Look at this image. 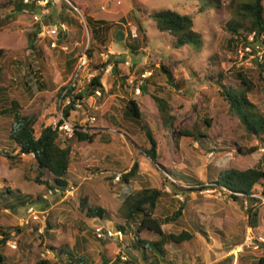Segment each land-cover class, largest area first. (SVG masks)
I'll list each match as a JSON object with an SVG mask.
<instances>
[{
  "label": "rangeland",
  "instance_id": "obj_1",
  "mask_svg": "<svg viewBox=\"0 0 264 264\" xmlns=\"http://www.w3.org/2000/svg\"><path fill=\"white\" fill-rule=\"evenodd\" d=\"M76 1L82 4L80 11L84 17L107 21V26L97 25L101 33L95 29V33L101 35L100 39L93 36L92 26L87 27V30L82 28L80 15L75 8H71L69 0H48L47 16L41 22L34 20L35 12L13 15L2 21L0 49H3L4 56L0 58V64L4 65V70L0 84L7 86L9 92L0 96V110L8 107L11 99L16 97L24 114H33L42 120L51 116V121L56 116L54 111L59 107L58 90L70 81L73 73V70L67 69L69 66L66 61L70 56L77 60L90 41L95 45L101 43V46L111 41L109 45L115 51L103 49L99 53L98 48L94 47V61L99 63L110 59L104 73L112 74L116 65L125 80L121 89L124 93H121L119 100L114 101V105H118L117 109H109V113L116 119L114 123L108 117H103L102 109L97 108L101 104L98 100L94 102L97 107L85 103L79 113L71 112V118L79 127L97 133L93 142L58 136V142L71 147L68 181L69 187H74L73 195L60 192L49 195L47 200L38 201L41 220H31L28 226H21L22 219L27 217V206L7 211L0 200V226L10 230V233L17 231L13 241L18 245L17 249L8 245V241L2 245L3 254L8 256L4 264H36L42 259L68 264L67 257L60 256L58 259V253L49 250L48 244L52 241L48 236L40 238L48 223L52 225L49 232L57 236V245L70 246L77 238L75 256L85 255L93 264H104L102 256L107 250L116 255L120 247L130 256L127 249L132 245L135 224L132 221L127 223L121 217V203L132 188L140 189L146 185L168 193L158 205V217H170L173 211L184 206L177 220L162 226L166 233L179 234L185 230L193 234L191 239L182 243L167 244L168 258L173 264H258L259 255L256 253L263 250L264 243L257 249L245 246L239 251L236 248L243 243L247 228L264 237V201H235L213 188L190 191L185 195L176 187L175 191L169 182L174 181L170 171L208 182V173L213 167L247 169L259 165L264 168V141L253 139L246 142L247 149L257 148L252 153L243 154L239 151L236 143L238 118L228 111L227 103L217 92L220 87L217 83L220 71L228 75L229 83L236 84L234 73L241 70L254 82L256 88L250 94V99L264 113V71L261 66H264V46L254 45L255 49L250 48L251 51H247L243 57L238 49L235 53L227 47L231 35L225 30L224 24L231 17L230 0H220V8L203 13L198 12L196 0ZM7 2L0 0L3 5L0 13L3 17L12 11L10 5L4 6ZM64 2L71 5L69 9H62ZM161 9L193 16L194 29L203 32L205 37L201 51L193 50L192 45L180 48L172 45V37L160 31L150 17L152 12ZM64 16L73 18L76 23L65 22L62 19ZM58 22H63L68 30L65 38L53 47L54 38L49 34L50 27ZM118 22L123 25L121 28ZM131 26L137 27L136 37L131 34ZM118 30L128 33L129 41L138 51L133 52L124 42L116 40ZM101 39L103 42H100ZM31 42L36 45L39 57L32 52ZM13 60L22 69L30 63L31 74L21 77L14 63L9 66ZM161 62L169 66L173 80L171 84L158 68ZM89 73L95 75L97 71L89 66ZM211 75H215L214 79ZM36 80L41 81L44 90L33 94V87L38 82ZM141 82L148 86V93L135 92ZM154 92L168 99L172 106L176 120L169 130L162 126L158 104L151 96ZM122 95L125 97L122 98ZM128 98H136L143 121L157 140V164L144 152L148 148V141L140 126L123 115L125 100ZM92 117L95 120H91ZM207 120H210L209 126L206 125ZM185 127L199 128L208 136L194 139L179 135V131ZM11 128L12 119L0 116V155H13L16 151L15 143L9 137ZM134 162L139 164L140 177L131 179L127 185L123 175ZM36 175L37 162L33 155H22L16 160L0 156V188L7 181H12L23 193L43 197L49 188L44 184H36L33 181ZM116 175H120V180L115 181ZM42 179L51 180V174L44 171ZM180 183L185 187L187 185L182 181ZM83 200L88 205L104 207L108 216L104 219L87 218L85 212L81 211ZM255 205L259 208V222L253 228L248 225L247 211L248 207ZM118 223H122L126 231L121 243L96 237L94 226L104 225L115 229ZM141 236L145 237L146 234L142 233Z\"/></svg>",
  "mask_w": 264,
  "mask_h": 264
},
{
  "label": "trees",
  "instance_id": "obj_2",
  "mask_svg": "<svg viewBox=\"0 0 264 264\" xmlns=\"http://www.w3.org/2000/svg\"><path fill=\"white\" fill-rule=\"evenodd\" d=\"M72 4L64 2L62 3V9L78 8L82 10V4L76 0H69ZM198 2L197 8L199 13H203L213 8H220V0H196ZM11 6V13L6 14L4 17L0 13V24L5 18H10L17 14H30L39 12L40 6L35 3V0L25 2L24 0H8L4 5ZM50 5V4H49ZM3 5L0 3V12ZM229 8L232 10L231 17L224 24L225 30L231 35L227 41V47L236 53L239 46H250L254 48V45L264 46V0H230ZM66 12V10H65ZM150 17L155 21L157 28L168 33L172 37V45L175 48H180L186 45H192L193 50L201 51L205 37L204 33L195 30L194 18L189 14H180L170 9H161L159 11L152 12ZM62 19L67 23H76L71 17L64 16ZM88 27H93V36L98 37L99 34L95 33V29L100 31L98 24H106L107 21L102 19H94L93 17H85ZM113 24V23H111ZM110 24V25H111ZM82 28L83 25L81 24ZM121 28V24H118ZM139 28V27H138ZM140 28L143 30L142 25ZM67 31H59L55 36L56 42H61L66 36ZM252 37V40L249 38ZM101 43L97 45L89 42L87 47V55L90 58L89 66L93 71L97 73L92 77L89 83H85L81 88L77 87L79 92L72 96V100L79 98L83 100L92 93L97 97L103 96L105 93L104 86L101 82L104 69L108 66L110 59L106 62L94 61V51L98 48V52L102 53L104 50L108 51V47ZM30 48L32 52L40 56L39 51L36 49V45L31 42ZM104 49V50H103ZM255 49V48H254ZM133 52L138 49L132 47ZM4 51L0 49V58H3ZM78 59V58H77ZM234 61V60H233ZM116 64H119L118 60H115ZM17 66V61H10ZM66 63L74 66L75 70L77 60L75 57L70 56ZM262 69L264 71V66ZM115 68H118L115 65ZM166 76L168 83H172V74L168 65L160 63L158 67ZM4 65L0 64V79ZM16 70L19 71L21 77L29 76L31 74L30 63L24 69L17 66ZM35 74H37L35 72ZM73 74V73H72ZM196 74V73H194ZM234 75L236 76L237 83L233 84L227 81L228 75L219 72V79L217 83L220 86L218 88V94L228 105V111L238 118L237 129V141L239 145V151L243 154H249L254 152L257 148L253 147L247 149L246 142L253 139H261L264 141V113L259 111L258 106L250 99V94L255 90V84L251 78H249L243 71L237 70ZM214 79L215 75H211ZM38 80H36L37 82ZM149 83V80L146 79ZM27 83L25 82V85ZM36 89L33 94L43 91L44 87L41 81H38ZM129 86L128 83L125 84ZM138 86V85H137ZM136 86V87H137ZM65 86L63 85L58 90L57 96L60 97ZM264 88V87H263ZM100 91L101 94L97 95L96 92ZM140 91L144 94L148 93V86L140 83ZM9 88L0 84V96L7 95ZM84 93V95H83ZM158 104V110L160 112V118L162 126L169 130L173 127L176 117L172 113V106L169 100L157 95L156 92L151 94ZM85 98V99H84ZM73 105H69L65 108L66 117L70 116V110ZM58 109L55 111V115L58 114ZM125 114L132 121L138 124L141 131L145 135L148 141V148L144 149L145 154L157 164L159 159V153L157 152V140L152 134L148 124L143 121V114L141 107L136 98H128L125 100ZM0 116L9 117L12 119V128L10 130L9 137L16 145L15 153H1L0 156L7 160H16L22 155L34 154V158L37 162V175L33 178L36 184L45 185L50 190H66L69 187L68 171L71 164V147L66 143L58 142V136L55 130L51 126L50 117L44 120L38 118L35 115H28L23 113V107L18 98L14 97L10 101V105L0 110ZM206 125H210V120L206 121ZM97 133L92 132L89 128L85 129L79 127L76 130L74 138L81 142L91 143L95 140ZM181 136H188L197 139L199 136H208L199 128H183L178 133ZM212 171L208 173V182H204L193 178L189 175H184L178 171H170L174 181L169 182L170 186L175 187L187 195L190 191H201L207 188L218 189L224 192L229 198L235 201H253L255 203L264 201V168L257 165L247 169L237 168H217L213 167ZM44 171L51 174V180H43L42 176ZM139 164L134 162L130 170L123 175V180L127 185L130 184V180L133 178H139L138 174ZM180 181L185 182L187 185L182 186ZM48 189V190H49ZM23 192L20 188L16 187L12 181H7V184L0 188V200L3 202V208L16 209L32 204H37L43 197L40 195H22ZM165 190L156 187L143 186L140 189L132 188V191L124 196L121 203V217L125 219L127 223H134V237L132 238V245H129L128 252L130 256H127V260L123 261L116 254H113L110 250H107L105 255L102 256L104 264H173L169 260V252L166 249L167 244L172 242L182 243L192 238L193 234L188 231H182L179 234L166 233L162 226L165 223H170L177 220L183 213L184 206H180L178 211H173L170 217L165 219L158 217L156 212L158 205L162 197L167 196ZM175 194H178L175 192ZM44 200V199H43ZM81 211L85 212L87 218H101L104 219L108 216V212L104 207L88 205L86 201L81 203ZM247 222L253 228L258 226L259 222V208L257 205L248 207ZM117 228L125 231V226L122 223L117 224ZM52 229V225L48 223L46 225L44 233L40 235V238L48 236L52 243L48 244L49 250L58 253L57 257H67L68 264H93L90 259L85 255L75 256L74 249L78 244L77 238L73 240L70 246L57 245L56 235L51 234L49 231ZM10 230L2 229L0 232V264H4L5 255L2 252V245L10 238ZM126 232V231H125ZM124 232V233H125ZM145 233L146 236L142 237L141 234ZM47 234V235H45ZM132 247V248H131ZM36 264H58L57 260H41ZM258 264H264V255L258 259Z\"/></svg>",
  "mask_w": 264,
  "mask_h": 264
},
{
  "label": "built area",
  "instance_id": "obj_3",
  "mask_svg": "<svg viewBox=\"0 0 264 264\" xmlns=\"http://www.w3.org/2000/svg\"><path fill=\"white\" fill-rule=\"evenodd\" d=\"M25 2H29L32 0H24ZM35 3L40 6L39 12H36L34 14V20L37 22H41L43 18L47 16L48 9L46 7V4L48 3V0H35ZM42 4V5H40ZM77 13L80 15V20L83 25V28L87 30V23L85 20L84 15L82 12L75 8ZM68 27L63 22L55 23L50 27V36L54 38L52 41V46L56 47L57 42L55 40V36L59 33V31H67ZM131 34L133 37L137 36V27L134 26L130 28ZM252 40V37L249 38ZM88 46V45H87ZM250 46L244 47L241 46L238 48V53L241 57H243L245 54H247V51H251ZM89 64H90V58L87 55V47L84 49V51L81 52V54L78 56L77 64L75 67V70L70 78V81H68L66 84H64L65 88L62 91V94L59 97V112L56 116H54L51 119V126L53 130L56 131L57 136H65L68 138H72L75 135L76 130L79 129V125L71 118V112H74L75 114L79 113V109H83V100L79 98H75V100H72V96L76 95L79 90L77 89L78 86L82 85L84 86L85 83H89L94 75L89 73ZM151 74V73H149ZM145 77V75H143ZM135 92H140V85H138L135 88ZM97 95H100L101 92L97 91ZM69 105H73V108L70 110V116L66 117L65 115V108ZM91 120H95L94 117L91 118ZM34 156V154H31ZM120 180V175L115 176V181ZM73 188L74 187H68L66 190L62 191L59 189L55 190H48L47 193L43 195V199L47 200L49 195L56 194V193H65V195L71 194L73 195ZM27 211V217L25 219H22L21 226H28L31 222L41 220L40 214L41 212L37 209V204L28 205L26 207ZM94 233L96 237L99 240H110L113 241L116 244L121 243L124 240V231L118 228L111 229L108 227H105L103 225H96L94 226ZM17 236V231H13L11 233V238H9L7 241L8 245H10L13 249H17L18 245L17 242H14L13 239ZM264 243V237L261 235H256L250 228H247V233L245 236V239L243 243L240 246H237V250H242L245 246L246 248H253L257 249L261 244ZM120 259L127 260V254L125 250L121 249V247L118 249L117 254Z\"/></svg>",
  "mask_w": 264,
  "mask_h": 264
},
{
  "label": "crops",
  "instance_id": "obj_4",
  "mask_svg": "<svg viewBox=\"0 0 264 264\" xmlns=\"http://www.w3.org/2000/svg\"><path fill=\"white\" fill-rule=\"evenodd\" d=\"M120 22H118L117 24H119ZM122 24L124 23L123 21L121 22ZM125 25V23H124ZM123 30V29H121ZM107 31V30H106ZM119 31V30H118ZM100 33H101V30H100ZM125 33V32H124ZM99 38H101V35L99 34L98 35ZM130 37L128 35V33H125L124 34V39L120 42H124L125 45H127L129 47V49H131L132 51V47H135L134 45H132V41H129V38ZM105 37H103L104 39ZM100 42H103V40L101 39ZM106 42V41H105ZM111 42V41H110ZM106 45L104 43V45L106 47H108V51L109 52H112V51H115L113 49H111V46L109 45V43ZM138 51V50H137ZM125 52V51H124ZM120 53V52H118ZM69 66V65H68ZM71 66H69L67 69L69 70H73L74 66H72V68H70ZM112 75V76H111ZM107 81V82H106ZM110 81V82H108ZM101 82L104 86V90H105V93L103 94L102 97H97L95 94H91L90 96H88L84 101L86 104H94V102L96 100H98L99 102H101V104L98 105V107L94 104L95 107L97 108H101V112H102V115L103 117H108L109 120H112L111 123H114L116 122V119L114 117V115L112 113H109V109H113V110H116L117 109V106L118 105H114V101L115 100H119V97L121 96V89L123 87V83L125 82L124 80V77H123V74L120 73L116 68H113L112 70V74L110 73H103V76H102V79H101ZM37 86V85H35ZM80 87L82 88L83 86L80 85ZM34 89H36L35 87H33ZM61 88V87H60ZM59 88V90H60ZM83 89V88H82ZM41 92V91H40ZM124 93V92H123ZM84 95V93H83ZM96 96V98H95ZM58 97V96H57ZM125 96L122 95V98H124ZM125 109V108H124ZM123 109V115L125 118L129 119L126 114H125V110ZM55 112V111H54ZM130 120V119H129ZM105 128L107 129H110V127L106 126ZM113 131V130H112ZM16 147V145H15ZM22 195H30V194H27V193H23ZM38 204V203H37ZM9 209L7 208V211ZM15 210V209H13ZM4 229L5 231L8 230L6 229L5 227H2L0 226V232L1 230ZM1 237V236H0ZM256 255H259L258 259L261 257V255H264V248L263 250L259 251L258 253H256ZM257 257V256H256ZM6 258H8V256L6 255Z\"/></svg>",
  "mask_w": 264,
  "mask_h": 264
},
{
  "label": "water",
  "instance_id": "obj_5",
  "mask_svg": "<svg viewBox=\"0 0 264 264\" xmlns=\"http://www.w3.org/2000/svg\"><path fill=\"white\" fill-rule=\"evenodd\" d=\"M124 39V33L122 31H118L116 35V40L117 41H122Z\"/></svg>",
  "mask_w": 264,
  "mask_h": 264
},
{
  "label": "clouds",
  "instance_id": "obj_6",
  "mask_svg": "<svg viewBox=\"0 0 264 264\" xmlns=\"http://www.w3.org/2000/svg\"><path fill=\"white\" fill-rule=\"evenodd\" d=\"M104 226V225H103Z\"/></svg>",
  "mask_w": 264,
  "mask_h": 264
}]
</instances>
